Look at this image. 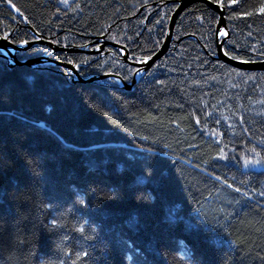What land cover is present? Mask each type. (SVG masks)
<instances>
[{
    "label": "trees",
    "instance_id": "obj_1",
    "mask_svg": "<svg viewBox=\"0 0 264 264\" xmlns=\"http://www.w3.org/2000/svg\"><path fill=\"white\" fill-rule=\"evenodd\" d=\"M178 1L0 0V36L95 49L104 35L140 61L161 47ZM228 4L225 52L264 59V0ZM217 21L192 0L131 90L0 56V264H264V70L214 58ZM43 54L83 78L130 82L136 70L114 47L17 56Z\"/></svg>",
    "mask_w": 264,
    "mask_h": 264
},
{
    "label": "water",
    "instance_id": "obj_2",
    "mask_svg": "<svg viewBox=\"0 0 264 264\" xmlns=\"http://www.w3.org/2000/svg\"><path fill=\"white\" fill-rule=\"evenodd\" d=\"M192 0H179L178 6L172 13L167 33L165 36V39L159 48V50L152 56H150V59H145L140 62H131L128 59V52L126 51L124 46H121L117 43L107 41L105 39V36H101L98 40L93 42L92 45L100 44L99 48L90 49L85 47H75V48H68L65 46H59L55 43H53L50 40L44 39L42 36H38L39 38L36 40L28 41L27 44L20 43L15 44L11 40H9L8 37L0 36V56L5 58L7 60L8 66L12 67L14 65H27V66H36L41 65L43 63H50L54 66L63 67L68 69L70 72V77L72 82H97L102 79H110L115 78L118 86L125 90H131L135 84L138 82L140 77L158 60L160 59L169 49L172 39H173V29L175 26V23L177 21L178 16L187 8L189 3ZM209 6L214 12L218 15V21L215 29V42H216V55L214 56L215 59H220L236 68L243 69V70H252V71H261L264 70V59L262 60H254V61H247L245 63V60L240 59H233V57L229 55H225L224 45L225 42L229 38V30L227 27L226 17H225V7H221L220 4L214 3L211 0H205ZM10 9L15 13L19 14V11H17L16 7H13L12 4L9 5ZM24 23L27 24L25 20H23ZM28 25V24H27ZM30 28V27H29ZM228 33V35L222 36V33ZM222 36V37H221ZM35 44H45L48 47H50L51 52H57V51H66V52H83L87 54H96L98 52H101L104 47L111 46L118 50H121V56L122 58L135 66H137V69L135 70L132 80L130 82H126L124 78L118 74L113 73H103L98 75H91L87 78H83L79 72V66L74 63H69L67 61L59 60L56 58H53L50 54H43L37 57H30L25 60H21L18 58V53L21 51L28 50L32 45ZM90 47V45H89Z\"/></svg>",
    "mask_w": 264,
    "mask_h": 264
},
{
    "label": "snow or ice",
    "instance_id": "obj_3",
    "mask_svg": "<svg viewBox=\"0 0 264 264\" xmlns=\"http://www.w3.org/2000/svg\"><path fill=\"white\" fill-rule=\"evenodd\" d=\"M216 2H218L220 4L221 7L225 6L224 5V0H216ZM238 2V0H229V4L228 6H233L235 5L236 3ZM13 7H15V5H13ZM17 11H19V9H17ZM259 12L261 14H264V4H262L259 8ZM246 15H252L251 12L249 13H246ZM223 35H228V33L224 32L222 33ZM24 44H27L28 42L27 41H23ZM225 55H228L227 52H225ZM150 59V57L148 58ZM233 59H237V57H233ZM245 63H247V61H244ZM69 63H72V61H69ZM199 123V121H197ZM246 164H249V163H255V164H259L260 161L259 160H255V161H245ZM237 191H239V189H237ZM261 195H264V192L261 193ZM77 203L83 205V206H87V201L86 199L84 198V196L82 195H78L77 197ZM48 207H52L51 205H48ZM51 224L54 226V227H61L62 225L60 224V222L58 221V219H53L51 220ZM76 231L80 232L81 234H84L86 232V229L84 226H79L78 228L75 229ZM87 238H91V237H87ZM85 255H87V253H85Z\"/></svg>",
    "mask_w": 264,
    "mask_h": 264
},
{
    "label": "bare ground",
    "instance_id": "obj_4",
    "mask_svg": "<svg viewBox=\"0 0 264 264\" xmlns=\"http://www.w3.org/2000/svg\"><path fill=\"white\" fill-rule=\"evenodd\" d=\"M225 43H226V42H225ZM35 45H39V44H35ZM41 45H45V44H41ZM128 54H129V53H128ZM130 61H131V62H137V61H133V60H131V59H130ZM130 64H131V63H130ZM131 65L137 69V66H135V65H133V64H131Z\"/></svg>",
    "mask_w": 264,
    "mask_h": 264
},
{
    "label": "flooded vegetation",
    "instance_id": "obj_5",
    "mask_svg": "<svg viewBox=\"0 0 264 264\" xmlns=\"http://www.w3.org/2000/svg\"><path fill=\"white\" fill-rule=\"evenodd\" d=\"M108 47H111V46H106V47H104V49H107ZM104 49H103V50H104ZM107 51H108V50H107ZM103 52H104V51H103ZM105 52H106V51H105Z\"/></svg>",
    "mask_w": 264,
    "mask_h": 264
},
{
    "label": "rangeland",
    "instance_id": "obj_6",
    "mask_svg": "<svg viewBox=\"0 0 264 264\" xmlns=\"http://www.w3.org/2000/svg\"><path fill=\"white\" fill-rule=\"evenodd\" d=\"M120 51V50H119ZM122 51H120V53H121ZM70 72V71H69Z\"/></svg>",
    "mask_w": 264,
    "mask_h": 264
}]
</instances>
